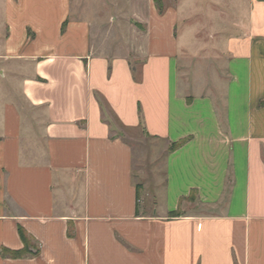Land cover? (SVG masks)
I'll list each match as a JSON object with an SVG mask.
<instances>
[{
	"label": "crops",
	"instance_id": "1",
	"mask_svg": "<svg viewBox=\"0 0 264 264\" xmlns=\"http://www.w3.org/2000/svg\"><path fill=\"white\" fill-rule=\"evenodd\" d=\"M167 1L130 0L111 55L73 0H0V251L24 249L19 228L40 248L0 264H264V0ZM211 11L234 13L225 36L191 25ZM101 101L164 142L154 179Z\"/></svg>",
	"mask_w": 264,
	"mask_h": 264
},
{
	"label": "rangeland",
	"instance_id": "2",
	"mask_svg": "<svg viewBox=\"0 0 264 264\" xmlns=\"http://www.w3.org/2000/svg\"><path fill=\"white\" fill-rule=\"evenodd\" d=\"M178 0H169L167 1L168 4H175ZM130 0H73V9L75 15L89 18L91 21L94 22V33H95V40H94V47L95 50L99 51H107L111 52V55L114 54H123L129 53L128 49V37L130 34L131 26H134L135 21L131 18L129 13L127 12V8L129 6ZM215 15L214 11L208 13V17L197 18L193 19L191 25H202L204 27L203 33L201 36L203 38H207V36L212 35V31L215 32L216 30L222 31L227 34V31H230L231 20L235 17L234 13L224 12L223 17L219 22V28H215V21L211 18L212 15ZM188 25V24H187ZM207 26V27H206ZM209 28V29H207ZM185 30V27L184 29ZM226 31V32H225ZM217 33L215 32V35ZM98 51V52H99ZM224 62V59L221 61L213 59L211 64V70L215 63ZM142 59L135 58V56L131 53L130 54V63L139 69V64H141ZM210 65V62H208ZM220 67L218 70L220 71ZM221 71L222 75L218 76L217 79L226 81L227 76L224 72V68ZM182 73V72H181ZM184 74V73H182ZM185 76H181L184 78ZM1 96L4 94L1 92ZM6 97V96H5ZM2 98V97H1ZM103 117L107 123H109L113 129V133L118 136H122L127 142H129L134 151V158H135V174L138 176L139 181H141L140 175L145 176L144 183L149 182V178H153L152 171H159L162 169V164L164 162V156L166 154V145L164 142H151L145 141L144 138L146 137L144 132L139 130H124L121 128L119 122L115 119L111 111L105 106L103 102ZM40 112L31 110V119H33V126L35 125L36 117H39ZM144 141V142H143ZM170 148V145L167 147ZM167 149V151H168ZM154 164H153V162ZM149 165V166H148ZM152 165V167H150ZM143 166V167H142ZM148 167V168H147ZM141 168L144 169V173L140 174ZM151 170V172H150ZM146 171L148 173V177H146ZM154 172V173H156ZM155 193V192H154ZM191 201V205H188L192 209H200L202 210L203 207L198 205V199L195 195H192L189 198V202ZM184 205V206H187ZM187 211V210H186ZM186 211L180 210V215L186 214ZM203 211V210H202ZM213 209H206L205 212L212 213Z\"/></svg>",
	"mask_w": 264,
	"mask_h": 264
},
{
	"label": "trees",
	"instance_id": "3",
	"mask_svg": "<svg viewBox=\"0 0 264 264\" xmlns=\"http://www.w3.org/2000/svg\"><path fill=\"white\" fill-rule=\"evenodd\" d=\"M156 7L158 9V11L162 14L165 10L164 7V0H154ZM133 72L137 73V69L136 67L133 66ZM102 102V101H101ZM261 105H264V101L261 103ZM102 109H103V104L101 103ZM183 145V142L177 143V144H173L170 146L169 151H174L178 148H180ZM137 198H138V194H137ZM171 218H178L181 217L180 212L179 211H175L173 213L170 214ZM19 234L20 237L25 245L24 249L21 251H10L8 249H1L0 253L4 256V257H8V258H23V257H27V256H37L40 253V248L38 243L34 240L33 237H31L27 231L23 228H19ZM69 235H72V232L69 231Z\"/></svg>",
	"mask_w": 264,
	"mask_h": 264
}]
</instances>
